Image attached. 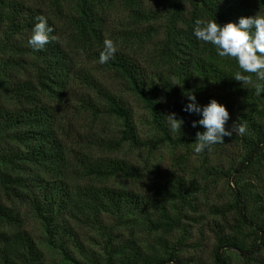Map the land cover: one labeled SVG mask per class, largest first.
I'll return each mask as SVG.
<instances>
[{
  "label": "rangeland",
  "instance_id": "obj_1",
  "mask_svg": "<svg viewBox=\"0 0 264 264\" xmlns=\"http://www.w3.org/2000/svg\"><path fill=\"white\" fill-rule=\"evenodd\" d=\"M25 2L32 8L43 7L54 13V8L49 3H42L43 0ZM138 2L148 18L134 23L132 14L124 8L122 0H112L105 15L104 40H112L116 53L132 59L146 80L156 87L171 136L170 141L163 139V133L153 122L150 113L127 89L118 75L100 64L93 53L74 54L76 68L85 69L98 86L120 97L127 104L138 137L148 142L145 146L135 147L128 141L116 149L96 144L99 138L118 139L123 129L122 121L107 114L104 99L77 74L71 75L63 93L56 88L53 93L42 90L40 96L42 103L52 106L60 121L62 134H68L66 157L71 165L65 170L63 178H59L61 181L56 179V184L63 182L60 185L71 191L84 187L130 191L147 202L146 210L128 212L123 219L117 215L102 213V223L91 226L76 218L79 213L75 216L67 213L63 219L75 235L74 241L70 240L66 245L67 255L62 249L48 245L43 226L34 217L29 201L24 197H15L0 185V203L16 211L20 217V226L15 225L13 228H23L31 234L41 250L44 264H105L111 247L106 235L109 231L114 234V241L110 239L111 242L116 245L127 241L135 243L146 259L151 260V264H178L176 260L180 264H217L214 259L217 232L236 238L244 243L245 248L250 249L255 240L254 225H264V156H251L247 159L248 151L242 140L243 135L238 134L226 136L224 144L213 145L210 150L198 154L194 150L195 143L187 145L179 140L182 133L190 132L187 124L183 121L182 128L173 132L167 117L175 113L177 119H182L180 110L188 103L187 95L192 93L201 106L209 103L211 99L226 106L229 111L226 128H231L235 122L243 124V115H252L264 128V81L258 80L255 74L243 73L249 82L243 84L239 81V92L212 81L206 83L201 79L203 82L194 84L189 92L170 94L163 85L164 80L168 79L177 88H182L178 77L172 74L174 69L164 44L171 30V22L168 20L174 0ZM63 5L66 12L73 8L69 0ZM182 9L183 21L176 23L178 30L187 29L188 24H194L195 21L191 16L188 0L182 2ZM55 13L57 17L64 19L63 9L61 12L55 10ZM259 14H264V10ZM6 37L5 27H1L0 63L4 65L2 70L0 67V80L9 82L10 86L8 91L0 89V105L6 109L17 110L22 107V103L17 100L12 90L15 84L24 81L34 82L38 86L36 72L40 60L30 53L22 54L12 46L13 43L19 48L29 47L26 32L12 35L10 41ZM199 51L207 61L234 75L241 72L234 59L219 57L213 45L201 43ZM7 60L11 64L7 65ZM88 98L98 105L99 111L84 108L82 100ZM187 114L190 117L196 116ZM249 131L246 128L244 135L250 136ZM26 150L27 147L16 141L11 132H5L1 136L0 155L12 153L21 156ZM89 158L103 165L112 161L132 165L139 170L140 177L86 174L85 168L81 166ZM0 174L26 177L28 180H38L39 176L50 182L55 180L54 175L47 174L37 166H13L1 156ZM179 182L184 183L183 187L191 192V205L182 204L178 198H174V190H178ZM168 194H172L173 198L167 199ZM157 201L163 202L168 216L176 220L177 225L174 228L156 230L150 226V220L163 219L162 211L156 208ZM240 211L254 224L242 223ZM171 251L174 254L172 261L169 260ZM220 253L226 257L227 264H264V248L253 249L247 254L226 247L221 248ZM158 258L159 262L156 261ZM119 262L120 258L115 255L113 263Z\"/></svg>",
  "mask_w": 264,
  "mask_h": 264
},
{
  "label": "trees",
  "instance_id": "obj_2",
  "mask_svg": "<svg viewBox=\"0 0 264 264\" xmlns=\"http://www.w3.org/2000/svg\"><path fill=\"white\" fill-rule=\"evenodd\" d=\"M65 1L43 0L42 3H49L54 8L52 9L54 13H51L43 7H30L25 0H0V29L5 27L8 41L11 40L12 35L22 32H26L30 38L32 29L39 22L38 18L41 16L47 19L49 25L54 28L52 35L56 38L45 45L42 51H35L31 46L19 48L17 44L12 43V46L22 54L30 53L40 60L36 72L38 86L30 81L15 84L12 91L17 100L22 103V107L10 110L0 105V138L3 133L11 132L16 141L27 147L21 156L12 153L0 156L13 166L20 167L22 165L25 167L27 164L37 166L47 174L54 175L55 180L50 182L43 179L42 176H39L38 180H28L26 177L0 174V185L15 197H24L29 201L34 217L43 226L48 245L60 248L68 255L66 245L70 240L74 241L75 235L63 219L67 213H72L73 216L79 213L76 218L90 226L95 223L100 225L102 213L117 215L118 218L123 219L122 217L128 212L146 210L147 202L130 191L108 188L93 189L92 187L71 191L65 190L61 186L63 182H60L61 185L60 183L56 184V179L63 178L65 170L71 165L66 157L68 134H62L61 124L56 113L51 105L42 103L40 91L53 93L56 92V88H59L63 93L71 75L77 74L85 84L92 86L96 93L104 99L107 105V114L122 121L123 129L118 139L99 138L96 140L97 145L116 149L126 141L135 147L145 146L148 142L138 137L127 104L120 97L112 95L98 86L91 80L85 69L81 67L77 69L74 61L73 55L81 52L93 53L99 59L100 53L103 51L106 31L105 15L112 0H69L73 6L70 12H66V7L63 5ZM183 1L185 0H174L173 2V10L168 20L171 22V30L164 41L167 57L170 58L171 66L174 69L172 74L178 77L182 88H177L168 79L163 81L164 87L170 94L180 95L185 91L189 92L194 84H198L199 81L203 82L201 79H204L206 83L212 81L231 89V91L239 92L240 84L233 77V73L207 61L205 57L203 58L199 51V45L204 42L197 40L193 35V28L195 21L201 18L215 20L221 26L229 22L238 23L241 17L261 13L264 10V0H188L191 6L190 13L195 21H193L194 24H188L187 29L178 30L176 28L177 21H183ZM122 5L132 14L134 23L148 18V15L140 9L138 0H122ZM62 9L64 19L57 17L55 13V10L61 12ZM6 63L7 65L11 64L9 60ZM3 65L0 63L1 70ZM104 66L118 75L127 89L150 113L153 122L163 133V139L170 141L171 136L158 100L156 87L146 80L137 64L132 59L115 53L114 58ZM2 81L0 80V89L8 91L9 82ZM82 101L84 108L99 111L98 105L91 99ZM180 112L181 118L187 124L190 132L182 133L179 140L187 145L195 143L196 134L205 129L200 126L192 127V122L199 119L197 115L190 117L182 109ZM242 118V123L250 130V136L243 135L242 137L248 151L246 158L264 156V128L255 121L252 115H243ZM81 167H84L85 173L89 175L140 177L136 167L118 161L103 165L95 160L91 161L89 158L87 163ZM57 181L59 182L61 179ZM178 185V190H174V198H178L182 204L191 205V192L183 187L184 183L179 182ZM172 198V194H168L167 199ZM156 208L162 211L163 219L150 220V226L153 229H172L177 225L176 220L168 216L163 202L157 201ZM239 215L242 223L254 224L245 216L244 212L240 211ZM15 225L20 226L19 214L0 203V264H44L41 250L34 238L23 228L14 229ZM254 227L255 240H253L250 249L245 248L244 243L236 238L217 232V245L214 249V259L217 264H227L226 257L220 253L221 248H235L247 254L251 253L253 249H263L264 225L257 223ZM106 235L111 247L107 252L108 258L105 264H117L113 263L115 255L120 258L119 264H151V260L146 259V256L140 252V247L135 243L127 241L116 245L111 242V240L114 241L113 232L109 231ZM172 255L174 254L171 251L169 254L171 261L174 260ZM248 256L251 257V255ZM156 261L159 262L160 259L158 258ZM176 262L181 263L179 260Z\"/></svg>",
  "mask_w": 264,
  "mask_h": 264
},
{
  "label": "clouds",
  "instance_id": "obj_3",
  "mask_svg": "<svg viewBox=\"0 0 264 264\" xmlns=\"http://www.w3.org/2000/svg\"><path fill=\"white\" fill-rule=\"evenodd\" d=\"M38 21L32 29L28 45L35 51H42L45 45L56 38L52 35L54 28L49 25L47 19L41 16ZM193 35L197 40L213 45L219 57L232 58L237 62L241 70L233 76L237 81H242L243 84L249 82L243 73L255 74L258 80L264 81V14L256 13L254 16L241 17L238 23L229 22L223 26L215 20L197 19ZM115 53L113 41L104 40L99 63L107 64L114 58ZM187 100L188 103L184 105L183 110L199 117L192 122V127L200 126L205 129L196 134L194 149L196 153L210 150L215 144L224 143L226 136L245 134L246 125L244 124L235 122L231 128L225 127L229 120V111L216 99H211L209 103L201 106L196 96L191 93L187 95ZM167 117L171 131L175 132L182 128L183 120L177 119L175 113Z\"/></svg>",
  "mask_w": 264,
  "mask_h": 264
}]
</instances>
